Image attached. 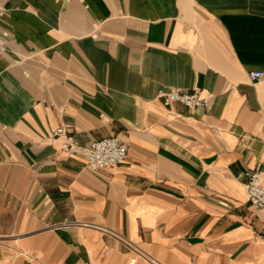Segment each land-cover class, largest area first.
Here are the masks:
<instances>
[{
  "label": "crops",
  "instance_id": "0c3cea01",
  "mask_svg": "<svg viewBox=\"0 0 264 264\" xmlns=\"http://www.w3.org/2000/svg\"><path fill=\"white\" fill-rule=\"evenodd\" d=\"M256 70L264 0H0V264H128L97 227L164 264H264ZM171 89L211 106L166 107ZM110 136L120 165L69 151Z\"/></svg>",
  "mask_w": 264,
  "mask_h": 264
},
{
  "label": "built area",
  "instance_id": "2783aa9c",
  "mask_svg": "<svg viewBox=\"0 0 264 264\" xmlns=\"http://www.w3.org/2000/svg\"><path fill=\"white\" fill-rule=\"evenodd\" d=\"M263 78L264 70L252 71L249 74V80L251 82H257ZM159 98L162 99L166 107H170L174 103H180L190 110L198 107L209 108L212 103V98L209 95H203L198 91L161 90ZM64 132L65 128L63 127L57 130V134ZM69 151L72 154L76 153L85 156L88 168L93 172L120 165L125 162L128 156V146L119 136H110L100 140H94L83 147L70 144ZM245 176L247 178L246 187L250 203L257 208H264V183L261 173L258 171H246ZM70 224L87 227L92 226L86 222H70ZM97 228L104 234L115 237L127 250L133 253V258L128 264H136L139 259L148 264H164L141 246L122 236L115 230L107 227Z\"/></svg>",
  "mask_w": 264,
  "mask_h": 264
}]
</instances>
